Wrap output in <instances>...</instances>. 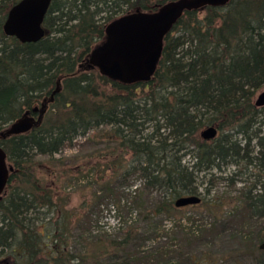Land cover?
<instances>
[{
  "label": "trees",
  "instance_id": "16d2710c",
  "mask_svg": "<svg viewBox=\"0 0 264 264\" xmlns=\"http://www.w3.org/2000/svg\"><path fill=\"white\" fill-rule=\"evenodd\" d=\"M16 1L0 0V131L26 109L46 105L32 128L0 137L12 166L0 197V264H215L226 257H214L207 246L224 233L260 252V263L264 117L258 115L264 116V105H255L253 94L264 84V0L185 10L164 36L152 77L132 83L88 68L89 51L114 13L153 9L164 0H51L44 35L25 42L3 31ZM102 125L115 146L99 165L104 184L93 205L142 208V218L92 234L39 184L34 156L57 153ZM207 125L218 130L211 140L198 135ZM185 155L190 160L183 163ZM232 162L247 180L253 177L250 183L232 197L208 196L205 187L193 206L204 205L211 219H190L187 229L176 224L161 241L163 216L182 209L175 199L199 194L197 174L213 175ZM4 250L11 255L2 257Z\"/></svg>",
  "mask_w": 264,
  "mask_h": 264
},
{
  "label": "rangeland",
  "instance_id": "374dc122",
  "mask_svg": "<svg viewBox=\"0 0 264 264\" xmlns=\"http://www.w3.org/2000/svg\"><path fill=\"white\" fill-rule=\"evenodd\" d=\"M114 14L115 16L112 18L123 14V12H116ZM103 40L104 36L97 39L92 47L102 43ZM92 69L99 72L96 67ZM102 87L108 90L107 86L102 85ZM262 88H264V84L255 90L253 100ZM263 117V115H258V119H262ZM261 127V133H264V123ZM106 130H109V126L107 125L92 127L85 133L74 136V139L63 146L57 153L52 155L35 154L34 156L35 171L40 181L39 184L45 187V189L52 191L57 204L61 205L63 209H68V211H72L77 215L76 219L78 218V222H81V227H83L82 222L84 226L89 225L92 234L97 230L116 231L120 226L134 222L140 224L142 218V215H140L142 211L139 210H142V208L136 207L130 209L131 211L129 212L106 202H102L99 208L93 205L97 196L96 192L104 184V179H102L103 173L99 171V165H104L108 162V158L110 157L109 152L115 146L113 140L110 141L108 136L101 134ZM200 130L198 132L199 136ZM254 147L256 150L257 147ZM105 156L107 157L104 158ZM189 160V155H185L183 163ZM240 170L241 166L232 162L221 164L220 170H212L213 175L207 171H200L197 174L198 181L203 183L199 186L198 195L200 197L204 196L205 187L210 188V195L208 196L221 195L232 197L239 194L241 187L250 183L251 179H253L251 177L247 180L248 174ZM231 177L233 178L232 183ZM139 185L140 181L136 180L135 186ZM83 201H86L88 204L84 209H81L80 206ZM232 205H225L223 210L228 212L232 208ZM56 214L54 212L52 216L55 217ZM200 218L202 220L211 219L204 205H187L175 214L163 216L160 230L163 237L160 240L168 241V236L165 233L167 231L170 234L173 233L176 224H180L184 229H187L190 219ZM76 227L74 228V232L77 234L78 229ZM178 237L180 236L177 233L174 244L178 243L176 241ZM243 242L239 240V237L232 238L228 233H224L217 236L213 240V243L207 246V249H209V252L214 257H226V260L223 261H220L217 257L215 264H256L257 260L261 258L260 252L251 250L248 247L249 244L247 245V243ZM10 255V250H4L2 253V257H9Z\"/></svg>",
  "mask_w": 264,
  "mask_h": 264
},
{
  "label": "water",
  "instance_id": "95a60500",
  "mask_svg": "<svg viewBox=\"0 0 264 264\" xmlns=\"http://www.w3.org/2000/svg\"><path fill=\"white\" fill-rule=\"evenodd\" d=\"M229 0H164L153 9L136 8L109 20L104 26V40L91 48L86 65L98 68L101 74L132 83L146 81L152 77L160 58L165 34L176 20L189 9H200L206 5H223ZM51 0H17L7 10L3 21L5 34L14 35L20 41H36L45 29L43 19ZM59 89L57 83L53 92ZM52 94L50 97L52 98ZM257 106L264 105V88L254 99ZM46 102L26 109L21 116L8 123L0 131V137L22 133L40 119ZM34 112L38 114L34 115ZM218 133L216 126L207 125L200 130L204 140H211ZM12 166L7 162L6 153L0 144V197L7 185ZM198 194L182 195L175 199L176 207L197 204ZM264 251V241L259 244ZM2 264H17L4 262ZM264 264V259L258 263Z\"/></svg>",
  "mask_w": 264,
  "mask_h": 264
},
{
  "label": "flooded vegetation",
  "instance_id": "af4514ba",
  "mask_svg": "<svg viewBox=\"0 0 264 264\" xmlns=\"http://www.w3.org/2000/svg\"><path fill=\"white\" fill-rule=\"evenodd\" d=\"M35 116L37 115V114H34Z\"/></svg>",
  "mask_w": 264,
  "mask_h": 264
}]
</instances>
